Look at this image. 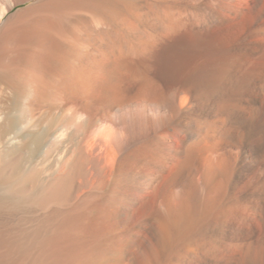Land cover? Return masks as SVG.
I'll return each mask as SVG.
<instances>
[{
    "label": "bare ground",
    "instance_id": "bare-ground-1",
    "mask_svg": "<svg viewBox=\"0 0 264 264\" xmlns=\"http://www.w3.org/2000/svg\"><path fill=\"white\" fill-rule=\"evenodd\" d=\"M3 211L60 230L24 264L83 224L112 264H264V0H0Z\"/></svg>",
    "mask_w": 264,
    "mask_h": 264
},
{
    "label": "rangeland",
    "instance_id": "rangeland-1",
    "mask_svg": "<svg viewBox=\"0 0 264 264\" xmlns=\"http://www.w3.org/2000/svg\"><path fill=\"white\" fill-rule=\"evenodd\" d=\"M29 3L30 2L19 4L15 6L10 12L12 13L20 7H23ZM2 215H4L5 217ZM10 216H17V214H11L6 211L0 213V264H24V261L28 256L23 251L26 246L31 244H37L38 242H40V240H44L45 238L47 239L50 236L60 234V230H58L57 226L38 223H10L7 220V218ZM80 227L82 228L81 230L84 236V239L82 241L83 251L81 250L80 254L78 256H75V252L70 250L65 253V258H63L61 261H58L57 264H112V260H108L111 257L107 256H113V252L111 250H106L108 247L107 243L103 240L92 243L88 242L89 239L87 240L86 238V225L83 224ZM67 228L70 229V227ZM67 228H64L65 231L68 230ZM70 231L71 230H68V232ZM66 244L71 245L68 240L65 242V245ZM87 254L89 255L85 256ZM36 255L37 254H30L29 256L35 257Z\"/></svg>",
    "mask_w": 264,
    "mask_h": 264
}]
</instances>
